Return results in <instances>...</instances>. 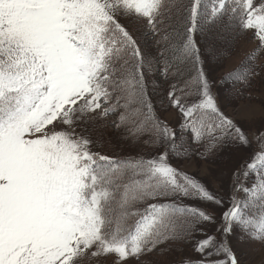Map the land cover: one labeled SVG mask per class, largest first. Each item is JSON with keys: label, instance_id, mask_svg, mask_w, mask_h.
<instances>
[{"label": "snow or ice", "instance_id": "snow-or-ice-1", "mask_svg": "<svg viewBox=\"0 0 264 264\" xmlns=\"http://www.w3.org/2000/svg\"><path fill=\"white\" fill-rule=\"evenodd\" d=\"M132 18L154 53L122 22ZM237 30L264 54V0H0V264H78L89 252L129 264L193 240L199 257L181 264H240L233 235L264 243V131L214 234L203 229L212 213L186 201H223L170 163L252 146L218 103L202 51ZM254 59L219 82L264 79ZM157 74L179 133L155 113ZM109 116L155 155L92 151L89 125ZM250 172L256 182L244 186Z\"/></svg>", "mask_w": 264, "mask_h": 264}, {"label": "rangeland", "instance_id": "rangeland-1", "mask_svg": "<svg viewBox=\"0 0 264 264\" xmlns=\"http://www.w3.org/2000/svg\"><path fill=\"white\" fill-rule=\"evenodd\" d=\"M122 22L128 25L143 49L155 52L153 44L155 37L150 32L147 36H140V32L145 31L143 19L136 21L132 18ZM257 44L258 41L251 31L237 30L215 41L212 51L202 48L206 61L205 66L214 82L213 91L218 98V103L222 110L247 133L252 140V146L240 150L228 148L216 156L193 154L185 158H177L175 155H170V163L174 167L204 184L210 192L223 201L222 206L203 200L186 201V203H192L212 213L215 217V224L203 225L204 231L211 234H214L215 228L219 226L222 213L231 206V196L234 194L233 185L236 181L233 174L249 161L253 151L259 147L254 137L260 131H264V79L256 77L250 87L242 88L240 84H236L235 90L230 84H221L219 80L226 72L238 67L242 68L245 63H248L250 54L255 58L253 61L255 64H264V54L256 51ZM166 88L167 84L160 79L158 74L151 78L149 90L150 92L155 90L153 105L156 115L179 133L178 125L183 117L165 99L164 90ZM112 119L113 117L109 116L106 120L95 121L89 125L94 141L92 151L110 156L150 154L141 147V143L134 140L127 139L128 143L117 144V141H124L125 138L118 139L120 135L111 124ZM151 154L155 155L153 148H151ZM239 181L244 186L250 187L256 182V174L250 172L247 177L241 175ZM235 195L239 199L244 198L242 191L236 192ZM194 235L196 239L201 238L200 233ZM194 243V240L192 242H170L162 246L163 250L157 249L145 254L139 261L130 260L129 264H181L182 261L199 257V253L194 250ZM231 244L240 264H264V243L254 242L246 237L241 239V234L238 232L231 237ZM115 260L114 255L94 257L89 252L79 258L78 264H114Z\"/></svg>", "mask_w": 264, "mask_h": 264}, {"label": "trees", "instance_id": "trees-1", "mask_svg": "<svg viewBox=\"0 0 264 264\" xmlns=\"http://www.w3.org/2000/svg\"><path fill=\"white\" fill-rule=\"evenodd\" d=\"M251 56V55H250ZM121 138V136L118 138V139H120ZM125 143H128L127 142V138H125L124 139V141L123 140H121V141H117V144H121V145H123V144H125ZM144 150L146 151L147 150V152H149L150 154H151V150L150 149H145L144 148Z\"/></svg>", "mask_w": 264, "mask_h": 264}]
</instances>
